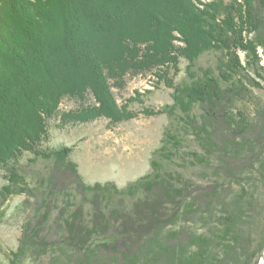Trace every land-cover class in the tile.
<instances>
[{"label":"trees","instance_id":"obj_1","mask_svg":"<svg viewBox=\"0 0 264 264\" xmlns=\"http://www.w3.org/2000/svg\"><path fill=\"white\" fill-rule=\"evenodd\" d=\"M263 60L264 0H0V221L23 196L7 264H257L264 107L246 104ZM151 74L170 105L129 110L138 93L118 105L114 88ZM64 99L79 107L58 115ZM140 114L169 123L148 172L122 189L85 183L71 148H43L53 118Z\"/></svg>","mask_w":264,"mask_h":264},{"label":"rangeland","instance_id":"obj_2","mask_svg":"<svg viewBox=\"0 0 264 264\" xmlns=\"http://www.w3.org/2000/svg\"><path fill=\"white\" fill-rule=\"evenodd\" d=\"M213 60L214 55H206L198 62V66L212 64ZM186 65L187 62L181 59L180 73L174 77L175 83L185 78ZM151 75L127 76L122 88L112 90L118 105H127V100L135 97L137 93L141 95L140 100L143 103L131 104L129 110H158L170 105L172 90L159 85L153 77L154 74ZM260 83L261 89H253L252 103L246 104L248 112H252L257 103L264 107V82ZM88 100V103L93 102L91 97ZM59 107L58 115L69 110L76 111L79 104L64 99ZM168 123L166 114L152 117L140 114L136 119L119 124H111L106 119L86 124H62L58 117L48 121L49 140L43 148H71V160L77 164L85 183L113 182L122 189L148 172L152 151L159 146ZM27 158L22 162L27 164ZM43 166L38 162L30 168L33 171H43ZM2 174L0 171V186L5 183ZM22 201L23 196H13L6 203V216L0 221V264H7L5 253L15 252L18 247L20 225L14 214ZM41 264H46V260L43 259ZM257 264H264L261 256Z\"/></svg>","mask_w":264,"mask_h":264},{"label":"water","instance_id":"obj_3","mask_svg":"<svg viewBox=\"0 0 264 264\" xmlns=\"http://www.w3.org/2000/svg\"><path fill=\"white\" fill-rule=\"evenodd\" d=\"M261 258H262V260L264 262V248H263L262 253H261Z\"/></svg>","mask_w":264,"mask_h":264}]
</instances>
